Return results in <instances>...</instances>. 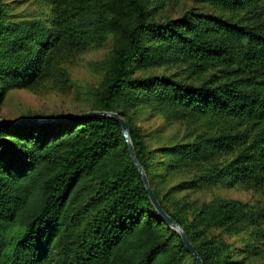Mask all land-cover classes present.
<instances>
[{"label": "trees", "instance_id": "1", "mask_svg": "<svg viewBox=\"0 0 264 264\" xmlns=\"http://www.w3.org/2000/svg\"><path fill=\"white\" fill-rule=\"evenodd\" d=\"M180 1L0 0V102L14 88L69 92L71 65L112 36L92 110L128 122L151 187L204 264H236L232 245L211 232L263 235L262 209L220 199L189 221V203L172 211L153 171L187 172L186 189L239 185L264 197V0H199L217 12L157 18ZM27 2L32 9L17 10ZM165 66L193 82L137 75ZM144 106L185 124L191 140L150 149L133 116ZM18 120L0 123V264H197L161 218L119 121Z\"/></svg>", "mask_w": 264, "mask_h": 264}, {"label": "rangeland", "instance_id": "2", "mask_svg": "<svg viewBox=\"0 0 264 264\" xmlns=\"http://www.w3.org/2000/svg\"><path fill=\"white\" fill-rule=\"evenodd\" d=\"M4 1L10 2L12 0ZM28 9H32L30 2L22 4L17 10ZM191 11L217 12L208 3L199 0H181L177 4L167 3L160 7L156 13L157 18L164 21L177 19ZM113 44L114 38L111 36L102 44L92 45L75 60L70 67L73 86L67 93L53 91L49 88H42L37 92L26 88L10 89L7 91L4 100L0 102V117L18 120L27 116H35L42 119L93 111V92L104 81L106 70L112 58ZM151 74H167L193 82V78H189L186 72L177 67L165 66L137 72L139 76ZM133 116L150 149L172 142L191 140L188 138L190 136L185 124L181 122L169 123L149 106L136 109ZM153 173L155 187L159 190L160 197L172 211L179 205L189 203L190 207L187 212L189 221L194 218V213L204 203H215L220 199H234L249 203L254 210L262 209L263 223L261 226L264 229V197L256 191L248 190L239 185L226 186L223 184L186 189L181 185L190 179V175L185 171L174 172L156 166ZM211 233L212 235H221L227 243L232 245L233 255L237 260L236 264H264V233L259 235L256 233V228L250 227L235 235L227 234L222 229H215ZM246 249H257V253H252Z\"/></svg>", "mask_w": 264, "mask_h": 264}, {"label": "water", "instance_id": "3", "mask_svg": "<svg viewBox=\"0 0 264 264\" xmlns=\"http://www.w3.org/2000/svg\"><path fill=\"white\" fill-rule=\"evenodd\" d=\"M91 116H103V117H111L116 119L117 121H119L122 125L123 128V133L124 136L128 142L129 148H130V152H131V157L135 163V165L137 166V168L139 169V171L142 174L143 180L146 184L147 190L149 192V195L155 205V207L157 208L161 218L170 226H172L174 229H176L177 231H179L185 241V244L187 246V249L189 250V252L193 255V257L195 258L197 264H204L203 259L201 258L200 254L198 253V251L196 250L195 246L193 245V243L189 240V237L186 233V231L184 230V228L170 215L167 213V211L163 208V206L161 205L159 199L157 198L153 188L151 187V184L149 182L148 176L143 168V166L141 165V163L138 160L136 151H135V147L132 141V137H131V132H130V126L128 124V122L125 120V118L123 116H121L119 113L117 112H113V111H104V110H95V111H89L83 114H75V115H71V116H57V117H48V118H38V120H56V119H70L73 117H91ZM0 123H4V124H19L20 121L19 120H14V119H8V118H3L0 117Z\"/></svg>", "mask_w": 264, "mask_h": 264}]
</instances>
